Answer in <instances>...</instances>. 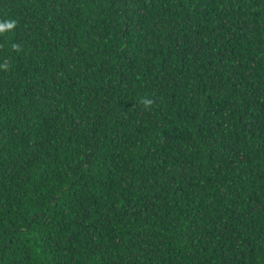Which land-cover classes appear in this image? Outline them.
Wrapping results in <instances>:
<instances>
[{
  "label": "trees",
  "instance_id": "obj_1",
  "mask_svg": "<svg viewBox=\"0 0 264 264\" xmlns=\"http://www.w3.org/2000/svg\"><path fill=\"white\" fill-rule=\"evenodd\" d=\"M0 264H264V0H0Z\"/></svg>",
  "mask_w": 264,
  "mask_h": 264
}]
</instances>
